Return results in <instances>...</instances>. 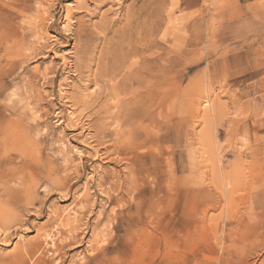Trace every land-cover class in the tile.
<instances>
[{
  "label": "rangeland",
  "instance_id": "rangeland-1",
  "mask_svg": "<svg viewBox=\"0 0 264 264\" xmlns=\"http://www.w3.org/2000/svg\"><path fill=\"white\" fill-rule=\"evenodd\" d=\"M113 1L0 0V264H264V0H148L131 118L65 36L115 54Z\"/></svg>",
  "mask_w": 264,
  "mask_h": 264
},
{
  "label": "bare ground",
  "instance_id": "bare-ground-1",
  "mask_svg": "<svg viewBox=\"0 0 264 264\" xmlns=\"http://www.w3.org/2000/svg\"><path fill=\"white\" fill-rule=\"evenodd\" d=\"M19 2V0H17ZM113 0H87V2L91 5L95 2H100L101 5H111L110 3H112ZM123 1V0H122ZM128 1V0H126ZM130 1V0H129ZM132 4H136L137 8L134 9L133 8V13H129L131 11L130 8H126L124 9V18H125V25L123 26V28H120V31L117 32L116 37L118 38V43L117 46L115 47V54H111L110 50L107 48V50H101L100 54L98 55L94 49H90V44L88 43V40L91 38H88L89 36H91L89 33V36H87V34H82V33H86L84 32V30H78L77 33H68L67 35V41H72L73 37L75 39H77L78 41H82L85 43L84 46H81L80 49L76 50L75 53V57H76V61H75V65L74 67L76 68V70L79 69H87V71L91 72V70L93 68H96L94 70H92V72L94 71V73L92 74L94 76V78L91 75V80L94 79L93 82H103L104 86L105 84L107 85L106 91L108 92V94H110L111 96H115L118 97L117 99L119 101H122V103L117 105V108L122 109L121 111H123V114H126L128 116V118H131L135 115L136 112H139L140 110L143 109L144 106V99H145V92L143 93L141 90L142 86L145 84H143V77L142 75H144L143 70H145V67L149 64H147L144 61L143 55H145V53L151 48V44L149 40H147L149 38V35L151 36H157L159 28H160V21L162 18V10L159 7V5H155L154 7H152L151 11L148 12L149 7H147V2H149L148 0H131ZM163 1V0H162ZM25 2V1H24ZM27 2V1H26ZM114 2V1H113ZM116 2V1H115ZM114 2V3H115ZM16 3V2H15ZM117 3H119L117 1ZM121 3V1H120ZM17 4V3H16ZM20 4V3H18ZM61 4V3H60ZM99 4V3H98ZM97 5V4H96ZM100 5V6H101ZM119 5V4H118ZM123 5V4H122ZM121 5V6H122ZM112 6V5H111ZM119 7V6H117ZM125 7H127L125 5ZM256 7V6H255ZM110 8V6H109ZM112 8V7H111ZM111 8L109 10H111ZM82 9V8H81ZM101 9V8H100ZM95 10V9H94ZM93 10V11H94ZM113 10V9H112ZM116 10V9H115ZM120 10V9H119ZM111 12V11H109ZM120 12V11H118ZM114 13V11H113ZM117 13V12H116ZM164 13V12H163ZM97 14V13H96ZM99 14V12H98ZM151 15L152 18L154 19L153 22L151 23V26L149 28V31L151 33H148L146 31V16ZM164 15V14H163ZM89 16V15H88ZM93 17V15H92ZM72 18V17H71ZM107 18V17H106ZM151 18V19H152ZM46 19V18H45ZM144 19V20H143ZM41 20V19H40ZM47 20V19H46ZM81 20V19H80ZM75 21V20H74ZM108 21V20H107ZM111 21V19H110ZM122 21V20H120ZM81 22V21H80ZM114 22V21H113ZM118 23V22H117ZM122 23V22H121ZM124 23V22H123ZM189 23V22H188ZM84 24V23H83ZM108 24V22H107ZM82 25V24H81ZM110 25V24H109ZM108 25V26H109ZM88 26V25H87ZM107 26V28H108ZM190 26V25H188ZM187 26V27H188ZM85 27V26H84ZM82 27V28H84ZM120 27V26H119ZM185 28V27H184ZM119 29V28H118ZM122 29V30H121ZM187 32V28H185ZM190 29V27H189ZM188 29V30H189ZM93 30V29H92ZM111 30V29H110ZM114 30V29H113ZM112 30V31H113ZM116 31V30H115ZM95 32V31H94ZM105 32H111L108 31L106 29ZM161 32V30L159 31ZM96 33V32H95ZM116 33V32H115ZM147 33V34H146ZM93 34V33H92ZM104 34V33H103ZM96 35V34H94ZM182 36V35H181ZM185 36V34H184ZM48 37V36H47ZM183 37V36H182ZM46 38V37H45ZM151 38V37H150ZM157 38V37H156ZM185 38V37H184ZM83 39V40H82ZM86 39V40H85ZM92 39V38H91ZM108 39V37H107ZM180 39V37L178 38ZM182 39V38H181ZM91 41V40H90ZM156 43V40H153V43ZM181 42V41H180ZM160 43V42H159ZM190 43V41H189ZM103 44V43H102ZM39 45V44H38ZM47 45V43H46ZM57 45V44H56ZM153 45V44H152ZM155 45V44H154ZM153 45V46H154ZM158 45V44H157ZM180 45V43H179ZM182 45V44H181ZM99 47V45H98ZM104 47V46H103ZM155 47V46H154ZM181 49H183V46H180ZM179 47V49H180ZM187 47V46H186ZM156 48V47H155ZM158 48V47H157ZM156 48V49H157ZM177 48V47H176ZM51 49V48H50ZM49 49V50H50ZM75 49V48H74ZM98 49V48H97ZM176 50V49H175ZM186 50V49H185ZM151 51V50H150ZM182 51V50H181ZM181 51H179V53H181ZM15 52V51H14ZM185 52V51H184ZM183 52V53H184ZM169 53V52H168ZM172 53V52H171ZM98 55V56H97ZM173 55H176L175 53H173ZM179 55V54H178ZM9 56V55H8ZM183 56V55H182ZM11 57V55H10ZM152 57V56H151ZM172 57V56H171ZM12 58V57H11ZM133 58H139V62L137 63H132L128 66V70L126 71L125 74L121 75L122 73V69L124 68V66L130 62L131 59ZM157 58V57H156ZM160 58V56H159ZM146 59V58H145ZM158 59V58H157ZM16 60V59H15ZM136 60H133V62ZM160 61V60H159ZM172 61V60H171ZM176 62V61H175ZM10 63V62H9ZM149 63V62H148ZM155 64V62H154ZM174 64V62L172 63V65ZM8 65V63H7ZM137 65V72L138 74H132L130 73V69ZM158 65V64H157ZM175 66V65H174ZM134 67V70L136 69ZM156 68V67H155ZM55 69V68H54ZM142 74V75H141ZM5 76V75H4ZM9 76V75H8ZM145 76V75H144ZM120 77V79H119ZM89 78V79H90ZM146 79V78H145ZM154 80V79H153ZM146 81V80H145ZM92 82V83H93ZM115 82V83H114ZM134 83V84H133ZM156 83V82H155ZM95 84V83H93ZM102 85V86H103ZM135 85V86H134ZM94 86V85H93ZM135 87V89H134ZM150 87V86H149ZM103 88V87H102ZM102 90V89H101ZM103 91V90H102ZM100 91V92H102ZM77 92V91H76ZM79 92V91H78ZM67 93V92H66ZM105 94V91L103 92ZM147 93V92H146ZM80 94V93H79ZM107 94V93H106ZM66 95V94H65ZM67 96V95H66ZM103 96V95H102ZM65 98V97H64ZM108 98V97H107ZM106 98V99H107ZM111 99V97H109ZM74 104L73 106H85V107H89L92 106L90 104V100H85L84 97H80L78 96V94H76V96L73 98ZM114 100V98H113ZM117 100V101H118ZM67 101V99H66ZM92 101H94V103L96 102V100L94 98H92ZM69 102V101H68ZM99 102V101H98ZM106 103V101H104ZM103 102V103H104ZM71 103V102H70ZM42 104V103H41ZM110 104V103H109ZM109 104H107L109 106ZM72 105V104H71ZM104 105V104H103ZM102 105V107H103ZM2 106V105H1ZM70 106V105H69ZM112 106V105H111ZM116 107V106H115ZM72 108V106H71ZM70 108V109H71ZM76 108V107H75ZM74 108V109H75ZM108 108V107H107ZM99 109V108H98ZM101 109V108H100ZM112 109V108H111ZM118 109V110H119ZM88 110V109H87ZM76 111V109H75ZM110 111V110H109ZM120 111V110H119ZM118 112V111H117ZM116 112V113H117ZM122 114V112L120 113ZM122 114V115H123ZM116 115V114H115ZM114 115V116H115ZM118 115V114H117ZM111 116V115H110ZM90 117V116H89ZM121 117V116H120ZM97 120V118H96ZM119 120V119H118ZM124 120V119H123ZM133 120V119H132ZM125 121V120H124ZM123 121V122H124ZM99 122V121H98ZM109 123V122H108ZM122 123V122H121ZM129 123V122H128ZM66 124V123H65ZM104 124V123H103ZM133 124V122H132ZM137 124V123H136ZM142 124V123H141ZM128 125V124H127ZM122 126V124H121ZM141 126V125H139ZM143 126V125H142ZM87 127V126H86ZM102 127V125H101ZM120 127V126H119ZM125 127V126H124ZM123 127V128H124ZM103 128V127H102ZM126 128V127H125ZM131 128V127H130ZM106 129V128H105ZM116 129V128H115ZM119 129V128H118ZM117 129V130H118ZM121 129V127H120ZM119 129V130H120ZM143 129V127H142ZM141 129V130H142ZM107 130V129H106ZM110 130V129H109ZM122 130V129H121ZM145 131V128L143 129ZM106 132V131H104ZM112 133V132H110ZM118 133V132H117ZM140 133V132H139ZM115 134V133H114ZM125 134V133H124ZM74 136V135H73ZM120 137V136H118ZM41 140V139H40ZM139 143V142H138ZM118 144V143H117ZM137 144V143H136ZM1 145V144H0ZM2 146V145H1ZM106 146V145H105ZM118 146V145H117ZM127 146V145H126ZM133 146V145H132ZM96 147V146H95ZM128 147V146H127ZM119 148V146H118ZM125 148V147H124ZM130 148V147H129ZM134 148V147H133ZM140 149V148H139ZM94 150V149H93ZM97 150V149H95ZM99 150V149H98ZM109 150V149H108ZM117 150V148H116ZM124 151V150H123ZM121 151V152H123ZM128 151V150H127ZM126 151V152H127ZM131 152V150H130ZM135 152V151H134ZM139 154V153H138ZM135 155V154H134ZM97 156V155H96ZM100 156V155H99ZM98 157V156H97ZM105 157V156H104ZM115 158V157H114ZM86 159V158H85ZM122 160V159H121ZM139 160V159H138ZM133 161V160H132ZM104 162V161H103ZM35 174V173H34ZM93 179V178H92ZM2 183V182H1ZM108 199V198H107ZM113 213V212H112ZM4 233V232H3ZM1 235V234H0ZM66 238V237H65ZM69 239V238H68ZM76 239V238H75ZM74 240V239H73ZM72 240V241H73ZM78 240V239H76ZM71 242V241H70ZM63 245V244H61ZM28 247V246H27ZM57 248V247H56ZM68 248V247H67ZM20 249V248H19ZM55 250V249H54ZM62 250V249H61ZM33 253V252H32ZM86 253V252H85ZM57 255V254H56ZM60 256V255H59ZM56 258V257H55ZM19 261V260H18ZM44 263V262H43ZM23 264V263H22Z\"/></svg>",
  "mask_w": 264,
  "mask_h": 264
}]
</instances>
